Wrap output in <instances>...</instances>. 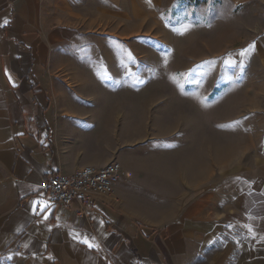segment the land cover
Listing matches in <instances>:
<instances>
[{"label": "crops", "instance_id": "obj_1", "mask_svg": "<svg viewBox=\"0 0 264 264\" xmlns=\"http://www.w3.org/2000/svg\"><path fill=\"white\" fill-rule=\"evenodd\" d=\"M81 6L0 0V264H264V28L212 52L217 71L253 72L241 99L206 101L217 79L178 87L179 106L140 102L138 65L68 45L91 39ZM113 161L111 194L64 206L42 188Z\"/></svg>", "mask_w": 264, "mask_h": 264}, {"label": "rangeland", "instance_id": "obj_2", "mask_svg": "<svg viewBox=\"0 0 264 264\" xmlns=\"http://www.w3.org/2000/svg\"><path fill=\"white\" fill-rule=\"evenodd\" d=\"M78 1L92 18L81 28L92 35L83 41L77 36L68 45L89 42L92 47L106 50L109 63L138 65L139 71L134 72L137 80L130 86L140 102L151 96L161 102L175 100L173 103L179 106L182 96L173 93L178 87L202 81L207 90L217 79L220 82L209 97L205 94L206 101L223 93L227 98L228 89L237 99L242 98L244 87L239 82L253 72L228 69L227 62H220L222 69L217 71L212 66V52L225 59L228 49L242 52L264 28V11L259 7L235 5L229 0ZM158 142L167 141L153 140L149 144Z\"/></svg>", "mask_w": 264, "mask_h": 264}, {"label": "built area", "instance_id": "obj_3", "mask_svg": "<svg viewBox=\"0 0 264 264\" xmlns=\"http://www.w3.org/2000/svg\"><path fill=\"white\" fill-rule=\"evenodd\" d=\"M122 177L121 164L113 161L102 168L87 166L73 175H52L42 188L51 203L70 206L76 200L87 203L94 193L111 194Z\"/></svg>", "mask_w": 264, "mask_h": 264}, {"label": "snow or ice", "instance_id": "obj_4", "mask_svg": "<svg viewBox=\"0 0 264 264\" xmlns=\"http://www.w3.org/2000/svg\"><path fill=\"white\" fill-rule=\"evenodd\" d=\"M7 23H8V20L5 19V20L3 21V23L0 24V27L7 25ZM38 203H39V202H38ZM45 206H46V205H45ZM85 243H87V241H85ZM89 246L91 247L92 245H89Z\"/></svg>", "mask_w": 264, "mask_h": 264}]
</instances>
